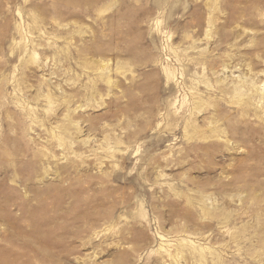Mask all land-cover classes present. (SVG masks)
Segmentation results:
<instances>
[{"label":"rangeland","instance_id":"rangeland-1","mask_svg":"<svg viewBox=\"0 0 264 264\" xmlns=\"http://www.w3.org/2000/svg\"><path fill=\"white\" fill-rule=\"evenodd\" d=\"M0 264H264V0H0Z\"/></svg>","mask_w":264,"mask_h":264}]
</instances>
